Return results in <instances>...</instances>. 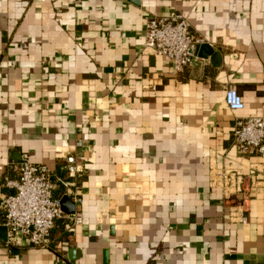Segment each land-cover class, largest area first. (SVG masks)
<instances>
[{"label":"crops","instance_id":"crops-1","mask_svg":"<svg viewBox=\"0 0 264 264\" xmlns=\"http://www.w3.org/2000/svg\"><path fill=\"white\" fill-rule=\"evenodd\" d=\"M173 13L202 39L180 74L144 48ZM238 117H264V0H0V200L28 155L83 217L8 245L0 205V264H264V154L235 144Z\"/></svg>","mask_w":264,"mask_h":264},{"label":"built area","instance_id":"built-area-1","mask_svg":"<svg viewBox=\"0 0 264 264\" xmlns=\"http://www.w3.org/2000/svg\"><path fill=\"white\" fill-rule=\"evenodd\" d=\"M201 43L202 39L192 33L189 19L182 14L150 16L146 19L144 48L156 56L171 60L175 74L193 65ZM225 103L234 112L245 109L243 97L233 86L226 90ZM233 135L235 144L244 154L252 148L264 154V117H238ZM78 145L81 146L82 142L78 141ZM67 161L69 173L77 174L76 158L70 156ZM15 172L17 179L7 180L6 183L13 193L0 200L5 212L8 245L19 246L26 240L35 248H47L57 221L68 217L75 225L83 223L81 214L66 216L64 213L61 198L54 195L52 172L46 165L32 163L28 155H24L16 165ZM241 179L235 173L223 172L221 179H216L213 184L232 194L234 190L242 192Z\"/></svg>","mask_w":264,"mask_h":264},{"label":"water","instance_id":"water-1","mask_svg":"<svg viewBox=\"0 0 264 264\" xmlns=\"http://www.w3.org/2000/svg\"><path fill=\"white\" fill-rule=\"evenodd\" d=\"M61 205H62V209H63L64 213H66V214L74 213V205H73V203L70 202V200L68 198H63L61 200ZM69 206H71V209H69ZM105 264H108V262L105 261Z\"/></svg>","mask_w":264,"mask_h":264}]
</instances>
